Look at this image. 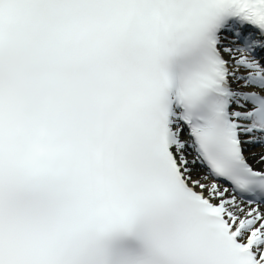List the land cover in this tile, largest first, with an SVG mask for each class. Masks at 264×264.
I'll return each mask as SVG.
<instances>
[{
    "label": "snow or ice",
    "instance_id": "6c2138e0",
    "mask_svg": "<svg viewBox=\"0 0 264 264\" xmlns=\"http://www.w3.org/2000/svg\"><path fill=\"white\" fill-rule=\"evenodd\" d=\"M264 0H0V264H264Z\"/></svg>",
    "mask_w": 264,
    "mask_h": 264
},
{
    "label": "bare ground",
    "instance_id": "6f19581e",
    "mask_svg": "<svg viewBox=\"0 0 264 264\" xmlns=\"http://www.w3.org/2000/svg\"><path fill=\"white\" fill-rule=\"evenodd\" d=\"M253 151H255L256 153H259V152H261V151H264V149L256 148V149H254Z\"/></svg>",
    "mask_w": 264,
    "mask_h": 264
}]
</instances>
